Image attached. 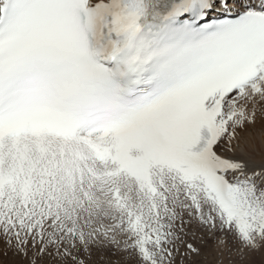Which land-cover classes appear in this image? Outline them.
I'll return each mask as SVG.
<instances>
[{
    "label": "snow or ice",
    "instance_id": "snow-or-ice-1",
    "mask_svg": "<svg viewBox=\"0 0 264 264\" xmlns=\"http://www.w3.org/2000/svg\"><path fill=\"white\" fill-rule=\"evenodd\" d=\"M264 264V0H0V258Z\"/></svg>",
    "mask_w": 264,
    "mask_h": 264
},
{
    "label": "rangeland",
    "instance_id": "rangeland-1",
    "mask_svg": "<svg viewBox=\"0 0 264 264\" xmlns=\"http://www.w3.org/2000/svg\"><path fill=\"white\" fill-rule=\"evenodd\" d=\"M2 260H0V264H7L6 261L3 260V258H0ZM261 255L260 254H256L255 256L252 257V261L253 264H261Z\"/></svg>",
    "mask_w": 264,
    "mask_h": 264
},
{
    "label": "bare ground",
    "instance_id": "bare-ground-1",
    "mask_svg": "<svg viewBox=\"0 0 264 264\" xmlns=\"http://www.w3.org/2000/svg\"><path fill=\"white\" fill-rule=\"evenodd\" d=\"M0 260H2V259H0Z\"/></svg>",
    "mask_w": 264,
    "mask_h": 264
}]
</instances>
